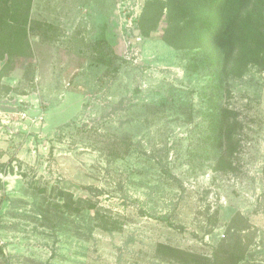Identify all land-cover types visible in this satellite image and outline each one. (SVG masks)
<instances>
[{
    "label": "rangeland",
    "instance_id": "rangeland-1",
    "mask_svg": "<svg viewBox=\"0 0 264 264\" xmlns=\"http://www.w3.org/2000/svg\"><path fill=\"white\" fill-rule=\"evenodd\" d=\"M145 2L32 0L30 49L6 18L0 264H183L166 247L211 256L236 214L255 235L239 264H264V71L191 70L192 52L163 39L165 17L141 34ZM101 38L117 71L95 61ZM217 97L234 151L219 142L207 159Z\"/></svg>",
    "mask_w": 264,
    "mask_h": 264
},
{
    "label": "trees",
    "instance_id": "trees-1",
    "mask_svg": "<svg viewBox=\"0 0 264 264\" xmlns=\"http://www.w3.org/2000/svg\"><path fill=\"white\" fill-rule=\"evenodd\" d=\"M31 3L32 0H25V3L0 0V39L5 26L9 25L6 18L16 15L17 28L13 37L25 41V48L30 49L27 25ZM163 17L166 19L163 39L179 51L192 52L187 54L191 59L188 63L191 70H200L215 79L222 74L241 76L251 66L264 71V0H146L138 25L141 34L149 36ZM92 48L96 63L108 68V71H117L120 57L106 38L93 42ZM10 50L7 45L4 51H0V59L7 58L0 77L7 74L11 66L14 54ZM216 84L221 89V81ZM217 98L213 113L207 120L201 148L207 159L212 157L219 142L221 146H226L224 149L229 156L234 151L233 110ZM2 168L0 162V171ZM0 185H5L1 177ZM249 225L248 219L234 215L227 226L225 238L208 257L171 247H166V250L169 257L183 264H239L248 257L249 246L255 237L251 232L243 234ZM245 236L247 241L243 242Z\"/></svg>",
    "mask_w": 264,
    "mask_h": 264
}]
</instances>
